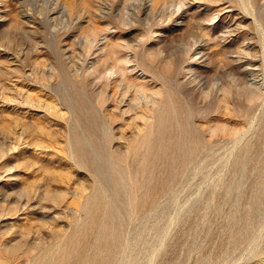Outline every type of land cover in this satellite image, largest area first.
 I'll return each instance as SVG.
<instances>
[{
    "label": "rangeland",
    "instance_id": "rangeland-1",
    "mask_svg": "<svg viewBox=\"0 0 264 264\" xmlns=\"http://www.w3.org/2000/svg\"><path fill=\"white\" fill-rule=\"evenodd\" d=\"M0 264H264V0H0Z\"/></svg>",
    "mask_w": 264,
    "mask_h": 264
},
{
    "label": "bare ground",
    "instance_id": "bare-ground-1",
    "mask_svg": "<svg viewBox=\"0 0 264 264\" xmlns=\"http://www.w3.org/2000/svg\"><path fill=\"white\" fill-rule=\"evenodd\" d=\"M198 4V3H197Z\"/></svg>",
    "mask_w": 264,
    "mask_h": 264
}]
</instances>
